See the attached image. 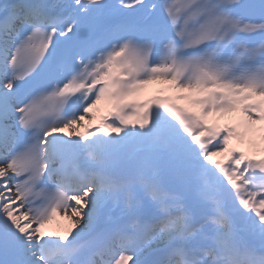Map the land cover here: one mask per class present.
Here are the masks:
<instances>
[{
  "label": "snow or ice",
  "instance_id": "6c2138e0",
  "mask_svg": "<svg viewBox=\"0 0 264 264\" xmlns=\"http://www.w3.org/2000/svg\"><path fill=\"white\" fill-rule=\"evenodd\" d=\"M0 264H264V0H0Z\"/></svg>",
  "mask_w": 264,
  "mask_h": 264
},
{
  "label": "rangeland",
  "instance_id": "374dc122",
  "mask_svg": "<svg viewBox=\"0 0 264 264\" xmlns=\"http://www.w3.org/2000/svg\"><path fill=\"white\" fill-rule=\"evenodd\" d=\"M153 87H155V86H153ZM151 90V89H150ZM241 146H243V145H241Z\"/></svg>",
  "mask_w": 264,
  "mask_h": 264
},
{
  "label": "bare ground",
  "instance_id": "6f19581e",
  "mask_svg": "<svg viewBox=\"0 0 264 264\" xmlns=\"http://www.w3.org/2000/svg\"><path fill=\"white\" fill-rule=\"evenodd\" d=\"M235 143V142H234Z\"/></svg>",
  "mask_w": 264,
  "mask_h": 264
}]
</instances>
